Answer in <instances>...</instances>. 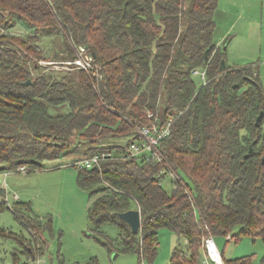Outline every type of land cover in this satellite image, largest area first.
Listing matches in <instances>:
<instances>
[{"label": "trees", "instance_id": "1", "mask_svg": "<svg viewBox=\"0 0 264 264\" xmlns=\"http://www.w3.org/2000/svg\"><path fill=\"white\" fill-rule=\"evenodd\" d=\"M216 4L0 0V27L29 31L33 44L17 42L23 51L40 57V38L61 37L67 61L75 59V46L92 56L89 69L56 81L31 76L20 64L26 56L0 40V171L41 170L44 161L80 154L81 145L82 156L108 151L115 147L107 146L110 139L127 143L134 127L171 118V134L160 145L179 176L170 190L156 178L162 167L153 162L105 161L78 170L77 185L91 200L90 236L110 252L151 260L165 227L184 241L173 248L170 264H198L208 232L264 243V88L252 65L225 63L213 41ZM197 68L206 74L199 86L191 75ZM99 185L105 187L95 191ZM12 209L17 218L28 206ZM129 210L140 215L136 233L118 217ZM106 224L117 228L115 240L101 231ZM224 264H250V257Z\"/></svg>", "mask_w": 264, "mask_h": 264}, {"label": "rangeland", "instance_id": "2", "mask_svg": "<svg viewBox=\"0 0 264 264\" xmlns=\"http://www.w3.org/2000/svg\"><path fill=\"white\" fill-rule=\"evenodd\" d=\"M213 19V41L224 52L225 63L232 67L252 65L264 88V0H217ZM28 33L20 24L0 27L1 42L26 56L20 64L31 76L45 74L60 81L71 73L75 76L79 69H89V61L84 58L87 50L75 46V59L67 61L69 56L61 37L40 38V57L23 51L17 42L22 39L33 44L27 40ZM55 52L63 61L54 60ZM194 79L197 86L204 84V80ZM108 142L107 146H111L117 141ZM85 147L78 146V155L44 161L41 170L0 172V264H87L92 259L96 264H170L173 248L178 243L182 246L184 241L165 227L158 231L157 251L151 260L131 253L110 252L90 236L87 211L91 200L88 192L77 185L78 168L68 166L84 154ZM162 186L166 191L171 189L167 181ZM16 203L28 206L17 218L12 212ZM101 231L110 240L118 236L117 228L111 224L104 225ZM226 238L213 237L223 261L248 256L250 264H264V243L260 238ZM24 244L31 249H24Z\"/></svg>", "mask_w": 264, "mask_h": 264}, {"label": "built area", "instance_id": "3", "mask_svg": "<svg viewBox=\"0 0 264 264\" xmlns=\"http://www.w3.org/2000/svg\"><path fill=\"white\" fill-rule=\"evenodd\" d=\"M84 58L88 59L87 55ZM191 75L204 80V82L206 81L204 69L197 68L191 72ZM151 116V114H148V117ZM171 121L172 119L168 118L160 124L154 122L148 125L136 126L133 130L134 135L129 142L118 141L111 150L81 156L72 160L68 166H76L78 170H92L105 161L141 160L145 163L153 162L162 167L156 174V178L161 184L167 181L171 187H175V182L179 179V176L164 160L160 148L161 143L171 134ZM20 170H24V167H21ZM9 208L11 209V207ZM202 249L203 257L200 264H224L221 254L214 244L213 236L209 232L202 239Z\"/></svg>", "mask_w": 264, "mask_h": 264}, {"label": "water", "instance_id": "4", "mask_svg": "<svg viewBox=\"0 0 264 264\" xmlns=\"http://www.w3.org/2000/svg\"><path fill=\"white\" fill-rule=\"evenodd\" d=\"M86 47H82L80 48V50H85ZM88 59H91L92 56L91 54H88L87 55ZM225 66L224 62L221 61V68H223ZM29 83V80L27 82H25L24 84H28ZM261 117V114H259L256 118V122L259 121ZM250 151V150H249ZM263 161H264V157H263ZM94 169V168H93ZM92 169V170H93ZM105 186L104 185H99L95 188V191H98V190H102ZM118 217L125 223L128 225V227L130 228V231L132 233H136L138 232L139 230V227H140V215H139V212L136 211V210H129L127 212H124V213H121V214H118Z\"/></svg>", "mask_w": 264, "mask_h": 264}, {"label": "crops", "instance_id": "5", "mask_svg": "<svg viewBox=\"0 0 264 264\" xmlns=\"http://www.w3.org/2000/svg\"><path fill=\"white\" fill-rule=\"evenodd\" d=\"M116 143H118V141L117 142H114V144H116ZM114 144H112V145H114ZM0 172H2V171H0ZM202 257H203V252H202ZM202 259V258H201ZM201 261V260H200ZM200 261H199V263L198 264H200Z\"/></svg>", "mask_w": 264, "mask_h": 264}]
</instances>
